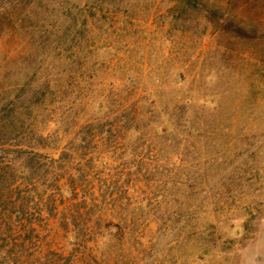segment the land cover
Here are the masks:
<instances>
[{
  "label": "trees",
  "instance_id": "obj_1",
  "mask_svg": "<svg viewBox=\"0 0 264 264\" xmlns=\"http://www.w3.org/2000/svg\"><path fill=\"white\" fill-rule=\"evenodd\" d=\"M82 2L14 0V26L42 52L0 104V192H14V264L29 263L28 253L15 251L28 248L25 238L17 242L28 226L23 219H59L71 249L92 243L97 253L118 252L116 264H125V256L143 264V253L152 258L176 231L182 241L215 233L212 222L198 226L194 219L209 205L215 214L222 210L224 155L207 146L222 127L209 132L218 111L189 115L192 100L184 94L193 61L173 58L181 50L174 34L184 39L193 30L191 14L204 12L203 0H172L166 24L138 8L139 1ZM13 126L11 135L5 132ZM244 147L229 167L234 187L252 181L250 165L259 155L264 169V143ZM240 157L246 158L237 164ZM210 164L219 169L214 176L207 174ZM7 197H0V211L7 212ZM237 218H224L232 220L227 237L217 238L225 240L222 248L245 234L248 224ZM144 219L156 228L147 243L126 234Z\"/></svg>",
  "mask_w": 264,
  "mask_h": 264
},
{
  "label": "rangeland",
  "instance_id": "obj_2",
  "mask_svg": "<svg viewBox=\"0 0 264 264\" xmlns=\"http://www.w3.org/2000/svg\"><path fill=\"white\" fill-rule=\"evenodd\" d=\"M132 1L129 0L132 5L139 1L138 8H145L146 13L154 12L162 16L158 23H168L164 15L172 7V0ZM74 3L83 7L82 0H73L72 5ZM203 5L204 12L196 10L191 14L193 30L184 39L174 34L172 44L179 43L177 46L181 50L173 58L193 61L188 71L190 82L185 86L187 93L182 92L184 97L192 100L189 115H196L202 109L206 115H211L210 111H218V115L211 119L209 132L211 127H222L220 131H214L215 135L210 137L207 146L209 150L219 148L224 155L225 164L220 165L224 181L218 185L222 191L219 204L222 210L215 214L214 205H209L204 215H197L194 219L198 226L212 222V227L217 228L215 233L212 231L210 236L203 239L193 236L182 241V235L176 231L171 237L164 238L153 254H149L152 258L148 255L145 258V251L142 263L264 264V169L258 168L261 155L251 160V168L256 169L252 171V181L243 182L239 187L230 185L229 168L233 164L231 162L237 159L235 156L246 149L245 144L264 143L261 136L264 133V0H203ZM0 6H3L0 11V104L4 105L3 98L13 95L14 87L31 74L37 63L36 58L42 52L29 40V34L19 29L20 25L18 28L14 26V0H0ZM41 6L44 7L43 4ZM203 17L207 22L202 21ZM195 22L199 24H193ZM182 47L188 48L186 55ZM157 57L164 59L162 54ZM205 83L210 87H202ZM216 94L218 97L212 100ZM224 129H228V132ZM5 132L11 135L14 126ZM241 135H245L244 138ZM181 144H186V141ZM245 158L240 157L236 163ZM207 169L210 176L219 171L213 164ZM242 171L243 168L238 173ZM6 195L7 212L0 211V264H14V239L17 238L14 237V218L11 214L14 207L13 189L7 194L0 192L3 201ZM213 200L210 198V203ZM229 215L238 216L240 223L247 222L248 226L243 237H237L222 248L221 243L225 240L217 238L227 237L225 229L232 219L224 218ZM122 220H127L129 225L131 219ZM152 220L144 219V224L138 223V226L126 230V234L142 237V242L147 243L156 230ZM59 221L23 219L22 223L28 226L21 231L17 242L21 243L25 238L28 248H17L15 251L18 254L28 253V264H106L105 258L109 264L117 263L118 252L103 250L97 253L91 250L92 243L79 250L66 246L65 233L60 230ZM93 230L85 232L89 233L87 237H93ZM172 240L175 243L168 247ZM126 259L125 256L124 263L131 264V260Z\"/></svg>",
  "mask_w": 264,
  "mask_h": 264
}]
</instances>
